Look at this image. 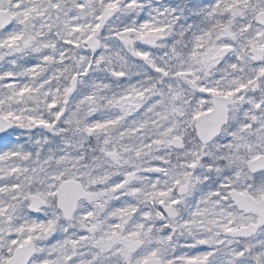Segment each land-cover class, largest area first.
I'll return each mask as SVG.
<instances>
[{
    "label": "clouds",
    "instance_id": "9594fccd",
    "mask_svg": "<svg viewBox=\"0 0 264 264\" xmlns=\"http://www.w3.org/2000/svg\"><path fill=\"white\" fill-rule=\"evenodd\" d=\"M0 264H264V0H0Z\"/></svg>",
    "mask_w": 264,
    "mask_h": 264
}]
</instances>
